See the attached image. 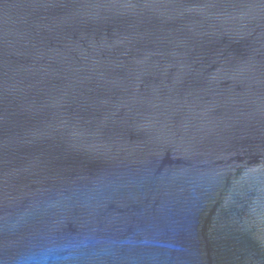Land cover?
I'll return each mask as SVG.
<instances>
[{
	"label": "water",
	"instance_id": "1",
	"mask_svg": "<svg viewBox=\"0 0 264 264\" xmlns=\"http://www.w3.org/2000/svg\"><path fill=\"white\" fill-rule=\"evenodd\" d=\"M0 264H264V0H0Z\"/></svg>",
	"mask_w": 264,
	"mask_h": 264
}]
</instances>
